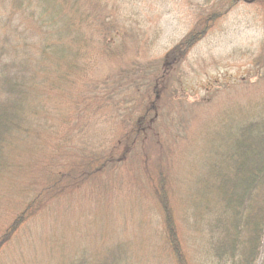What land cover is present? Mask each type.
I'll return each instance as SVG.
<instances>
[{
	"label": "trees",
	"instance_id": "16d2710c",
	"mask_svg": "<svg viewBox=\"0 0 264 264\" xmlns=\"http://www.w3.org/2000/svg\"><path fill=\"white\" fill-rule=\"evenodd\" d=\"M117 1L0 0V245L26 238L44 264H264V93L203 111L181 143L160 140L188 52L241 0H205L156 60ZM252 61L264 70V38ZM136 191L156 208L139 216Z\"/></svg>",
	"mask_w": 264,
	"mask_h": 264
},
{
	"label": "rangeland",
	"instance_id": "374dc122",
	"mask_svg": "<svg viewBox=\"0 0 264 264\" xmlns=\"http://www.w3.org/2000/svg\"><path fill=\"white\" fill-rule=\"evenodd\" d=\"M118 1L116 3L117 9L114 13L121 16L122 21L125 18L126 21L128 18L132 22L134 20L138 21L134 24H138L137 27L142 32H145L144 36L149 38L146 43L151 46L149 53L144 58L156 60L161 58L169 48L193 29L197 21V8L205 0ZM220 15L214 19L207 33L194 43L188 52L187 59L182 67L185 73L181 78V90L186 91L181 92V94L178 87L172 89L175 95L178 93L182 95V103H179L181 106H178L179 108L173 114L172 117L174 119L170 120L172 117L168 119L167 122L172 129H167L166 133L161 136L162 139L160 140L163 141L161 143L169 142L172 145L176 141L181 143L185 132L191 127L193 128L194 124L196 125L199 119L197 117H200L205 110H213L220 105L223 106L225 101L229 99L237 98L239 100L241 99L240 96L248 95L250 92L252 94L257 91L264 93V80L259 79V76L263 75L264 70L260 69L258 73L259 68L253 66L252 61L259 53L261 42L264 38V3L258 4L252 0H241L225 14ZM40 54V51L35 52L33 57L40 56ZM103 71L105 72V68H103ZM104 72H97L96 76H103ZM249 85H252L250 89ZM197 101H202V103L198 107H194L193 102ZM103 138L109 139L108 136ZM102 140H99V142ZM148 173V171H144L145 175ZM140 193L136 191L133 195L134 201H138L137 198L141 196V201L136 203L140 207L135 210L140 214L139 216L142 215L143 210L149 205L152 209L157 206L156 202L154 203L151 200L149 193H145V195ZM52 205L49 209L52 214L63 212L62 205ZM123 207H127V205ZM41 211L45 213V209H41ZM77 211L78 207H75V212ZM154 212L156 214L155 220L158 219L159 221L160 215L157 210H153L151 216ZM4 213H7L6 209ZM134 216V220H132L133 217H130V220L127 219L129 216L126 219L129 222H133L141 218H137L136 214ZM126 219L124 217L119 218V216L116 219L114 217L107 219L108 223H110L109 226L102 225V229L105 232L104 235H106L105 238L107 239L104 241L105 243L112 235L110 233L112 231L110 229L111 226L124 223ZM36 222L38 224L36 227L40 228L44 225L40 217L36 219ZM53 223L54 225L57 224ZM74 225L75 223L70 220L72 230L67 231V233L71 231L73 234ZM2 228L0 229V237ZM40 229L39 234L42 233V228ZM73 238L78 240L75 236ZM3 240H5L4 244L0 245V264H44L41 255H38L36 259L33 257L34 250L31 244L26 241V238H22L19 241H14L12 238ZM262 242L261 248L263 249L264 238ZM86 243L88 244L87 241ZM92 243H96V240L94 239ZM97 243L100 244L102 242ZM24 245L25 247H22ZM35 251H45L39 240ZM200 261V259L197 260V263Z\"/></svg>",
	"mask_w": 264,
	"mask_h": 264
}]
</instances>
